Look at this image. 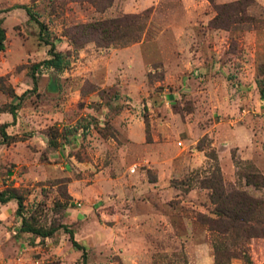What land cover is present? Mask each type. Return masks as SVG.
Listing matches in <instances>:
<instances>
[{
  "label": "rangeland",
  "instance_id": "1",
  "mask_svg": "<svg viewBox=\"0 0 264 264\" xmlns=\"http://www.w3.org/2000/svg\"><path fill=\"white\" fill-rule=\"evenodd\" d=\"M20 4L68 64L37 70L12 121L30 66L49 57ZM128 15L135 40L123 22L107 45L81 28ZM0 21V190L85 250L61 227L20 231L9 200L0 264H215L198 218L213 211L215 177L264 199V0H0ZM244 247L264 264V237Z\"/></svg>",
  "mask_w": 264,
  "mask_h": 264
},
{
  "label": "trees",
  "instance_id": "2",
  "mask_svg": "<svg viewBox=\"0 0 264 264\" xmlns=\"http://www.w3.org/2000/svg\"><path fill=\"white\" fill-rule=\"evenodd\" d=\"M13 7L24 9L29 19L34 20L38 25V38L43 43L49 45V57L33 63L30 66L31 88L25 89L18 96V101L11 104L9 113L12 116V121L15 117L16 108L30 92L36 90L37 76L36 72L41 66L52 68L55 71H61L68 61L63 59L62 54L55 50V43L48 37L45 25L37 20L29 6L20 4ZM138 16L128 15L123 18H112L103 21L91 22L81 26L86 30V34H90V38L99 45H107L113 42L117 37L116 34L122 31L120 23H124V34L129 40L137 38V32L141 30ZM124 20H127L124 22ZM137 30V31H135ZM136 32V33H135ZM5 34L0 21V51L4 49ZM7 123L0 124V143H6L9 136L4 131ZM215 184H210L211 192L209 199L214 205L213 211L210 215H199V221L207 226L211 233V244L213 249V260L215 264H230L232 258L241 259L243 264H253L250 260L244 243L251 237H264V199L253 198L241 191L226 192L223 189L221 180L216 178ZM248 181V179L246 178ZM250 182V181H249ZM9 200L16 202V214L20 218L19 230L22 232H29L39 237L50 236L57 228L61 227L67 232L71 244L81 251L84 258V247L73 238V233L66 225L42 227L32 225L27 221L22 213L23 204L22 196L13 190L3 189L0 190V204Z\"/></svg>",
  "mask_w": 264,
  "mask_h": 264
}]
</instances>
